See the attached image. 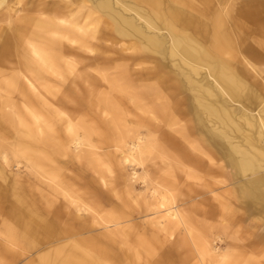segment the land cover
Instances as JSON below:
<instances>
[{"label":"bare ground","instance_id":"bare-ground-1","mask_svg":"<svg viewBox=\"0 0 264 264\" xmlns=\"http://www.w3.org/2000/svg\"><path fill=\"white\" fill-rule=\"evenodd\" d=\"M0 214V264H264V0H0Z\"/></svg>","mask_w":264,"mask_h":264},{"label":"rangeland","instance_id":"rangeland-1","mask_svg":"<svg viewBox=\"0 0 264 264\" xmlns=\"http://www.w3.org/2000/svg\"><path fill=\"white\" fill-rule=\"evenodd\" d=\"M105 148H111V147H105ZM13 169H16V167L14 166ZM126 171L128 173H132L134 171L140 172L141 169L136 168V167L133 168L132 166H128ZM74 175H75L73 178L74 181L76 183H79L80 179H78V176L82 177L83 174H79V172H77V173L74 172ZM135 188L137 191H140L143 189V185L140 182V180L135 182ZM120 196L121 197L117 200H115V198L113 197L115 205L117 207L116 210L118 212H122V214L132 212L133 214H135V218L133 219V222H141L144 227L145 226L148 227V225H147L148 222L146 221L147 218H145L142 213H138V206H137L136 201H134L132 197H129L125 194H120ZM2 219H3V215L0 214V227H1ZM239 223H241L243 225V227L242 228L240 227L241 228L240 231H238L235 235H230V237H226L224 235H219V237H214L213 238L214 247L216 249L221 250V249H224L228 244H230L232 246L235 245L236 248L238 249V251L242 250L241 251L242 255L249 256L248 257V259H249L248 264H255V261H256L255 257L257 256V254L255 253V249L257 246H259L260 240L257 237H255L254 235H249V234L243 233V231H244L243 229L244 228L246 229L247 226L249 225L247 222L236 221V220L230 221V224L235 225V226H237ZM148 229L150 230L149 227H148ZM103 231H104V229H102L100 227H96L93 234H94V236H97L100 240L103 238V236H101V233ZM140 233H142V234L145 233V238H147V240L149 241V243L151 244V246L153 248L154 254L152 256H150V258H149L151 261L156 260V258L161 256V254L163 252H164V256L168 252L167 257L169 259H171V261L169 263H173V264H201L199 256L196 253H191V252L187 251V249H185V248H183V249L180 248V249L176 250L173 255L170 254V256H171L170 257L169 256V250L170 249H168V247H167L168 242L163 237H161L159 235V233L152 232V231L146 232V231H144L143 227H141ZM1 241H2V239L0 238V244H1ZM1 247L4 248V246H2V245H1ZM116 247L117 246H115V245H114V247H113V245H109V248L112 251V253L117 251ZM1 251H2L1 257L3 259H6V261H11L12 258L14 257V254L6 253L2 249H1ZM35 251H36V249H34V251L32 253H28V254H30L28 256L32 257V255L35 254ZM128 255H129L131 260L126 261L125 264H135L131 258L132 257L131 252H128ZM185 257H188L190 260L182 262V260ZM26 260H27V258L23 257L22 259H20V261L17 264H22ZM109 261H110V259H109ZM262 262H264V258H262ZM13 264H15V263H13ZM108 264H109V262H108ZM110 264H112V263H110ZM116 264H121V262H118Z\"/></svg>","mask_w":264,"mask_h":264}]
</instances>
